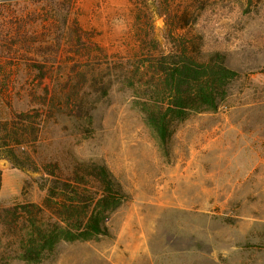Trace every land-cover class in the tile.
<instances>
[{"label":"rangeland","instance_id":"1","mask_svg":"<svg viewBox=\"0 0 264 264\" xmlns=\"http://www.w3.org/2000/svg\"><path fill=\"white\" fill-rule=\"evenodd\" d=\"M185 48L239 77L164 145L143 111L152 65ZM12 151L41 172L105 164L126 198L107 234L10 264H264V0H0V207L42 204Z\"/></svg>","mask_w":264,"mask_h":264},{"label":"trees","instance_id":"2","mask_svg":"<svg viewBox=\"0 0 264 264\" xmlns=\"http://www.w3.org/2000/svg\"><path fill=\"white\" fill-rule=\"evenodd\" d=\"M67 18L64 16V21ZM72 33L78 35V29ZM152 67L155 71L151 72L152 83L147 90L151 102L144 105L143 111L149 127L164 145L168 143L172 119L184 116L194 106L216 108L239 77L224 55H195L186 48L161 56ZM12 155L16 168L39 174L38 185L46 196L42 204L0 207V264L37 261L62 241L107 234L106 213L126 194L105 164L75 161L66 170L55 161L41 172L30 154L26 153L25 160L13 151ZM91 184L99 190L94 192Z\"/></svg>","mask_w":264,"mask_h":264}]
</instances>
